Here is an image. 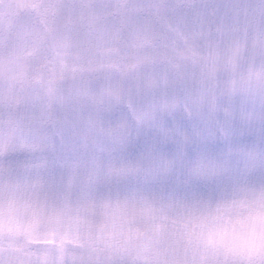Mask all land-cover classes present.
<instances>
[{"label": "snow or ice", "instance_id": "snow-or-ice-1", "mask_svg": "<svg viewBox=\"0 0 264 264\" xmlns=\"http://www.w3.org/2000/svg\"><path fill=\"white\" fill-rule=\"evenodd\" d=\"M0 264H264V0H0Z\"/></svg>", "mask_w": 264, "mask_h": 264}, {"label": "clouds", "instance_id": "clouds-1", "mask_svg": "<svg viewBox=\"0 0 264 264\" xmlns=\"http://www.w3.org/2000/svg\"><path fill=\"white\" fill-rule=\"evenodd\" d=\"M251 142V141H250Z\"/></svg>", "mask_w": 264, "mask_h": 264}]
</instances>
